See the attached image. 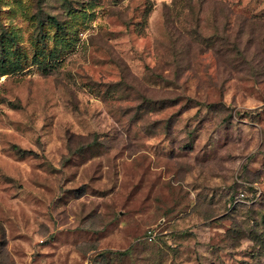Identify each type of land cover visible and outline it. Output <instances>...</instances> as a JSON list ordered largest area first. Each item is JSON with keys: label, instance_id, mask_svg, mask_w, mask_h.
I'll return each instance as SVG.
<instances>
[{"label": "rangeland", "instance_id": "374dc122", "mask_svg": "<svg viewBox=\"0 0 264 264\" xmlns=\"http://www.w3.org/2000/svg\"><path fill=\"white\" fill-rule=\"evenodd\" d=\"M0 264H264V0H0Z\"/></svg>", "mask_w": 264, "mask_h": 264}, {"label": "built area", "instance_id": "2783aa9c", "mask_svg": "<svg viewBox=\"0 0 264 264\" xmlns=\"http://www.w3.org/2000/svg\"><path fill=\"white\" fill-rule=\"evenodd\" d=\"M236 197L241 199L243 198V192L242 191H239L237 194H236Z\"/></svg>", "mask_w": 264, "mask_h": 264}, {"label": "trees", "instance_id": "16d2710c", "mask_svg": "<svg viewBox=\"0 0 264 264\" xmlns=\"http://www.w3.org/2000/svg\"><path fill=\"white\" fill-rule=\"evenodd\" d=\"M238 193V192H237ZM243 197H244V193H243Z\"/></svg>", "mask_w": 264, "mask_h": 264}]
</instances>
